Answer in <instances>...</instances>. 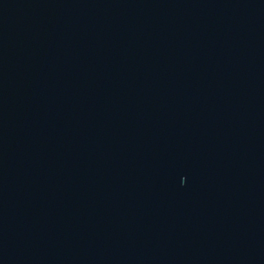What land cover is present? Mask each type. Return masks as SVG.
<instances>
[{"label": "water", "instance_id": "obj_1", "mask_svg": "<svg viewBox=\"0 0 264 264\" xmlns=\"http://www.w3.org/2000/svg\"><path fill=\"white\" fill-rule=\"evenodd\" d=\"M0 264H264V0H0Z\"/></svg>", "mask_w": 264, "mask_h": 264}]
</instances>
